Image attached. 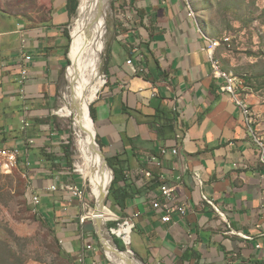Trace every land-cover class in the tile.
Here are the masks:
<instances>
[{
	"label": "crops",
	"instance_id": "obj_1",
	"mask_svg": "<svg viewBox=\"0 0 264 264\" xmlns=\"http://www.w3.org/2000/svg\"><path fill=\"white\" fill-rule=\"evenodd\" d=\"M51 4L41 21L32 10L12 13L0 5V150L19 147L24 153L25 138L34 140L28 148L30 188L40 198L43 218L77 257L86 245L95 251L98 238L94 228L79 224L81 207L63 191L67 184L84 185L67 166L62 144L67 134L54 119L68 66L64 25L70 17L66 0ZM128 8L139 38L128 36L121 49L108 52L106 82L91 106L105 159L125 160L131 196L122 216L132 218V251L145 264H264V164L248 125L214 74L204 29L188 0H134ZM18 25L32 57L23 94L17 83ZM138 54L146 73L134 76L126 62ZM142 170L153 178L143 177ZM162 185L175 189L177 203L187 207L184 217L161 222L152 204L162 200ZM51 186L57 191H48ZM91 255L84 264H100Z\"/></svg>",
	"mask_w": 264,
	"mask_h": 264
},
{
	"label": "rangeland",
	"instance_id": "obj_2",
	"mask_svg": "<svg viewBox=\"0 0 264 264\" xmlns=\"http://www.w3.org/2000/svg\"><path fill=\"white\" fill-rule=\"evenodd\" d=\"M188 3L194 17L204 29L206 39L218 44L211 55L218 68V73L223 77L237 79L240 83V97L251 108L252 126L264 141V0H188ZM0 5L12 13L27 14L32 10L36 18L41 21L47 17L52 4L51 0H0ZM123 5L133 4H130L129 0H110L109 2L96 79L104 76L108 52L121 49L128 36L139 38L133 33L138 27L120 16L124 12L117 11V6ZM77 16L78 13L64 25L66 27L64 29H67L70 36L67 52L69 64L64 69V83L59 95L58 106L54 111L58 113L54 115L56 126L67 134L64 138L68 143L63 144L72 153L70 167L71 171L76 173L78 172L75 160L77 162L78 152L74 139V119L66 114L63 108L71 107L68 92L70 85L67 79L71 61L68 55L72 40L71 32L78 19ZM93 102L89 105V109ZM95 142L99 146L96 138ZM78 175L81 176L79 173ZM81 180L87 198V207L80 208V215L87 218L83 227L93 229L96 215L95 202L90 198L88 184L82 176ZM29 186H31V180L26 166H19L18 163V169H14L10 174L0 172V264H78L77 257L66 251L63 242L56 237L54 227L41 215V205L38 206L37 212L34 211ZM106 199L105 196L103 206ZM91 208L93 209L89 212ZM110 209L115 214V218L106 223L116 222V229H118V225L122 224V218L119 217L120 213L117 208L115 210L111 208V204ZM102 217L104 218V209ZM84 235L87 237L86 232ZM132 238L134 242V236ZM120 241L125 250L133 253L135 260L145 264L132 251L131 244L126 245L121 239ZM94 244L95 251L92 252L91 257L97 255L100 264H112L98 241Z\"/></svg>",
	"mask_w": 264,
	"mask_h": 264
},
{
	"label": "bare ground",
	"instance_id": "obj_3",
	"mask_svg": "<svg viewBox=\"0 0 264 264\" xmlns=\"http://www.w3.org/2000/svg\"><path fill=\"white\" fill-rule=\"evenodd\" d=\"M109 2L110 0H80L78 19L71 32L72 40L68 55L71 61V65L67 71V79L70 85L68 92L70 94L69 99L71 107L63 108V111L71 115L74 119V139L78 152V160L77 162L75 160V165L77 172L88 184L89 196L92 201L95 202L96 207L95 221H99L100 223L105 222L102 217L101 207L103 206L108 185L111 180V171L106 166L103 157L99 154L98 145H96L95 142L93 123L89 116V105L96 99L100 88L104 85V79H96L95 75L103 48L102 40L104 36V27L106 26V17L104 16L100 19L99 23L97 22L95 24L93 34L90 39H88L89 41H85L81 33L82 24L79 18L88 11L89 19H92L98 8L104 9L108 7ZM207 41L208 43H213L209 39H207ZM214 49L215 47H211L209 51L212 65H215L214 60L211 58ZM6 160L7 169L10 173L14 169H18L19 162L17 153H6ZM29 193L31 195V191ZM92 209L93 208H91L89 212H91ZM113 233L119 237H123L124 243L129 245L131 234L128 226H120L118 229L114 230ZM104 252L107 255V259L112 264H142L131 255L119 254L112 247L111 243L108 242Z\"/></svg>",
	"mask_w": 264,
	"mask_h": 264
},
{
	"label": "built area",
	"instance_id": "obj_4",
	"mask_svg": "<svg viewBox=\"0 0 264 264\" xmlns=\"http://www.w3.org/2000/svg\"><path fill=\"white\" fill-rule=\"evenodd\" d=\"M120 16L123 19H125L126 21H129V23H131L133 21V18H134V13H133V11H129L127 13H122ZM188 17H189V14H188ZM125 27H126V25H125ZM127 29H128V27H127ZM17 33L19 34V40H20V58L17 62V66L19 68V78H18L17 83L21 87V92L23 94V87L26 83V80H27L28 74H29L28 64L31 62L32 57L25 53V50L27 49V41H26V37H25L24 27L21 25H18L17 26ZM216 46H218L217 43H208V46L206 47V52L208 54V57H209L210 48L216 47ZM142 60H143L142 55L138 54L137 58H135V61L134 60H128L126 62V64L130 68V70L134 76L146 73L145 68L142 64ZM212 68H213L214 74H217V78L222 79L224 82L222 91L229 96L230 100L234 103V105L239 110L241 117L244 119L245 123L248 125V129L251 133L253 143H254L255 147L257 148V150L259 151L260 162L262 164H264V141L257 134L256 129H254L252 126V111H251V108L249 107V105L246 102H244L240 97V94H239L240 83H238L237 79L224 78L223 76H221L218 73V68L216 67V65H212ZM102 78L104 79V85H105L106 77L103 76ZM54 115H58V113L54 112ZM21 124H22V131L25 133L27 131V129L29 128V123L26 121L25 117L22 119ZM176 139L180 140L181 136L180 135L176 136ZM62 142L65 144L68 143V141H66L65 138H62ZM33 144H34L33 139L25 138V146L24 147L26 149H25L24 153L22 152V150L19 147H11V148L1 149L0 150V154H1L0 172H2L4 174H10V171L7 169L6 153H17L19 165H25L27 167V169L30 168L31 159L29 157L28 148ZM162 153L164 154V151H162ZM172 153L174 155H176L177 149L175 148L172 151ZM151 160L155 161V158L152 157ZM140 173L143 177H145L147 179L153 178V174L151 171L142 170V171H140ZM198 184H201L200 179H198ZM48 191L56 192L57 187L51 186L50 188H48ZM63 191H65L70 198L76 199L82 209L83 208L85 209L87 207V198H86L84 187L81 188V187H78L77 185L67 184L63 187ZM160 192H161L162 200L153 202L152 207L156 212H159L162 214V218H161L162 223L172 222V216L173 215H178L180 217H184L186 215V208L187 207L185 205H179L177 203V198L175 196V189L174 188H170V187H167L165 185H162L160 187ZM203 199L209 203V205L212 207V209L214 210V212L217 214V216L219 218L225 219V215L220 211V209L216 205H214L211 201H208L205 197H203ZM31 204L34 206V211L37 212V208L40 205V198L38 195H35L32 192V190H31ZM136 217H137V215L133 216V218H136ZM86 220H87L86 217L81 216V215L79 216V224L80 225L85 224ZM131 220H132V218H129V219L123 218L121 220L122 224L118 225V227L128 226L130 228V234H131L132 229H133V223ZM113 231H114V229H112V232ZM230 233L235 234L236 236H240L244 239L248 238L245 235H242L240 233H236L234 231H231ZM118 238L123 241V237H118ZM123 243H124V241H123ZM258 248H260V246H258ZM93 251H94V249H93L92 245H86L83 248L82 252L77 256L78 264H84V262L87 258V254L89 252H93Z\"/></svg>",
	"mask_w": 264,
	"mask_h": 264
},
{
	"label": "trees",
	"instance_id": "obj_5",
	"mask_svg": "<svg viewBox=\"0 0 264 264\" xmlns=\"http://www.w3.org/2000/svg\"><path fill=\"white\" fill-rule=\"evenodd\" d=\"M129 2H130V4L134 5V0H129ZM78 5H79V0H66L65 9H66L70 18L77 15ZM122 9L124 11H122ZM117 11L119 13H121V12L127 13L130 11V9L128 8V5H123V6H117ZM64 28H66V27L64 26ZM66 30L67 29H64V34L68 38V40H70L69 32ZM68 49H69V46L67 47V52H68ZM144 52L146 53V54H144V57H145V55L146 56L148 55V57L151 56L149 45L144 46ZM67 63L69 64V61H67ZM142 64H143V61H142ZM155 64H157V63H155ZM146 65H147V63H146ZM89 111H90V116H91L92 121L95 122V116L93 114L92 106H90ZM155 111H156L155 116H156V118H158L157 113H159V109H155ZM155 116H154V118H155ZM62 144H63V142H62ZM63 147H64V144H63ZM68 150H69L68 147H64L65 161L67 163V166H70L72 153ZM107 161H108L109 167L113 171L114 178H113V181H112L111 186L109 188L108 196H107V199H106L105 204H104V220H105V222L115 218V214L110 209V204H111V208H113L114 210H115V208H117L119 213H122L121 215H119V217L123 218L124 216H122V215H124V211L126 210L127 206L129 205V198L131 196L129 193V189H128L129 186L127 187V184H126V182H127L126 177H125V169L126 168H124L122 166V164L125 162V160H121L119 157H116L114 159H108ZM121 183H123L124 185H121ZM105 205L107 208L105 207ZM116 225H117L116 222H112V223L107 224V226L110 230L116 229L117 228ZM114 242L120 251L125 250V247L122 245V242L120 241L119 238L114 237Z\"/></svg>",
	"mask_w": 264,
	"mask_h": 264
},
{
	"label": "water",
	"instance_id": "obj_6",
	"mask_svg": "<svg viewBox=\"0 0 264 264\" xmlns=\"http://www.w3.org/2000/svg\"><path fill=\"white\" fill-rule=\"evenodd\" d=\"M79 4H80V0H79ZM108 5H109V3H108ZM78 8H79V5H78ZM78 8H77V13H78ZM107 9H108V7H105L104 9L98 8L96 14L93 15L92 19H89V13H88V11H87L86 14H83L79 18V21L82 24V31H81V33L84 36L85 41H89L88 39H90V37L92 36V34H93V28H94L95 24L97 22L99 23L100 19H102L104 16L106 17V11H107ZM89 116H90V114H89ZM90 119H91V117H90ZM91 121H92V119H91ZM92 123H93V121H92ZM95 138H96V136H95ZM98 149H99V154L103 157L106 166L111 171V174H112L111 183H112L113 178H114L113 171L109 167L108 161L105 159V157H104V155H103V153H102V151L100 149V146H98ZM111 183H110V186H111ZM108 192H109V189L107 190L106 197L108 196ZM103 209H104V206L101 207V210H103ZM93 227H94L96 236L98 238V243L102 246V248H103L104 251L106 249V245H107V242H108V243H111L112 247L119 254L131 255V256L133 255V253L130 250L120 251L118 249L117 245L114 242V237H117L118 238L119 236L118 235H115L112 232V229L110 230L108 228L106 222H101L100 223L99 221H93Z\"/></svg>",
	"mask_w": 264,
	"mask_h": 264
}]
</instances>
